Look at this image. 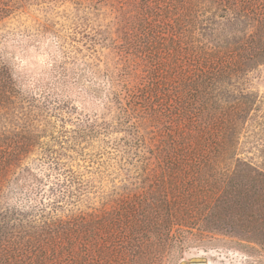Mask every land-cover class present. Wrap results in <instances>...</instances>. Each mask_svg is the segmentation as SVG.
<instances>
[{
	"label": "trees",
	"instance_id": "trees-1",
	"mask_svg": "<svg viewBox=\"0 0 264 264\" xmlns=\"http://www.w3.org/2000/svg\"><path fill=\"white\" fill-rule=\"evenodd\" d=\"M58 5L104 56L89 90L112 120L82 136L117 177L65 162L101 166L0 59V264H177L225 239L264 256V94L241 83L264 64V0H0V25Z\"/></svg>",
	"mask_w": 264,
	"mask_h": 264
},
{
	"label": "rangeland",
	"instance_id": "rangeland-1",
	"mask_svg": "<svg viewBox=\"0 0 264 264\" xmlns=\"http://www.w3.org/2000/svg\"><path fill=\"white\" fill-rule=\"evenodd\" d=\"M77 16L70 5L32 6L19 11L0 25V59L5 57L16 64L17 77L27 83L25 90H31V95L38 101L42 112L39 113L42 115L39 120L44 123L41 127L53 131L55 135L61 131L70 132L74 140L68 137L66 147L83 148L87 158L100 161L101 166L89 161L85 163L78 158L65 162L73 167L90 166L88 173L81 168L86 177L99 170L103 172L102 177L114 179L117 177L114 172L117 171L112 165L113 161L106 155L103 138L82 136L95 124L101 130L112 120L113 113L105 110L106 107L100 108L97 113L92 110L88 67L92 63L103 67L105 59L92 41L87 23ZM241 83L260 95L264 94V64ZM56 101L58 104H54ZM46 121L49 125L45 124ZM97 155L104 156L98 159ZM30 162L36 163L33 158ZM108 165L112 167L107 170ZM71 208L63 204L59 213ZM237 242L225 239L211 245H191L179 255L177 264L193 261H206L209 264H264V256Z\"/></svg>",
	"mask_w": 264,
	"mask_h": 264
},
{
	"label": "water",
	"instance_id": "water-1",
	"mask_svg": "<svg viewBox=\"0 0 264 264\" xmlns=\"http://www.w3.org/2000/svg\"><path fill=\"white\" fill-rule=\"evenodd\" d=\"M189 264H209V263L206 262V261H193V262H191Z\"/></svg>",
	"mask_w": 264,
	"mask_h": 264
}]
</instances>
